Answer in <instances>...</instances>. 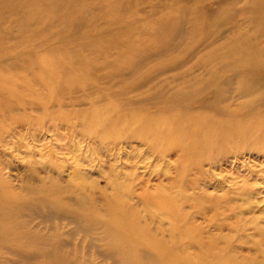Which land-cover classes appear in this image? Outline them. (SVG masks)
<instances>
[{
	"label": "rangeland",
	"instance_id": "rangeland-1",
	"mask_svg": "<svg viewBox=\"0 0 264 264\" xmlns=\"http://www.w3.org/2000/svg\"><path fill=\"white\" fill-rule=\"evenodd\" d=\"M33 1L0 0V264H264L260 107L232 69L182 106L264 0Z\"/></svg>",
	"mask_w": 264,
	"mask_h": 264
},
{
	"label": "bare ground",
	"instance_id": "bare-ground-1",
	"mask_svg": "<svg viewBox=\"0 0 264 264\" xmlns=\"http://www.w3.org/2000/svg\"><path fill=\"white\" fill-rule=\"evenodd\" d=\"M33 3L37 7H39L40 5H44L47 9L50 7L47 0H34ZM263 8H264V1H261V3L258 6H257V4H255L254 7H252V11H251L252 17L250 18L251 24H255V26H256V24L259 22V19L256 17V13L260 12V9L262 10ZM30 15L33 18H38V17L40 18V16H41L37 12H34V11H31ZM220 18H222V16H220V13H219L218 18L216 20L217 23L220 22V20H221ZM263 27H264V24H263ZM79 28H80V26H76L75 30H73V31L76 32L79 30ZM259 29H260V26H259ZM176 34H178L177 37L182 36L181 33H179L178 31ZM254 40H251L250 42L249 41L245 42L243 44V46L241 45V46H239V48H234V47H236L234 45L232 46V48L234 49V53H235V55H237V57L238 56L244 57L243 59L246 61V64H247L246 66H244V64H243L242 65L243 67L240 66V68H239V66H236V64H235V65H233V67L228 68V65H226L224 67L225 70H224V68L220 69V67H215V68H212L214 70L211 71V73L208 74V76H206V77L204 75L203 76L196 75L195 71L191 68L190 72H189L190 73L189 74V80H188L189 82H186L183 85V87L186 91V93H185L186 95L184 98H185V100H187V102H186L187 105L183 104L182 106L188 107V109H192L191 106H189V104L194 102V100H197V101L194 104L195 106H194L193 110L200 109L201 108L200 105L202 103L204 106H207L206 102H204L202 93L207 92L206 94L210 96L213 94V91L214 92L216 91L218 94L217 96L222 94L223 89L231 84V80H228V78L225 77L224 74L228 69H230V70L232 69L235 72L242 74L241 79H240L242 81V84H240L241 88L238 89V93H239L240 97L241 98H247L250 95L253 96L252 103L246 104L245 109H248V107H250L249 109H251L252 108L251 106L260 107L261 111H259V112L262 113L264 116V64L262 63L264 61L263 60L264 59V49H257L256 43L253 42ZM158 50H155V51H158ZM128 55H129V53L127 51L125 53V56H128ZM142 57L146 58L147 56L146 57L142 56ZM218 79H220V83H217ZM193 84L194 85L200 84V86H203L202 84H204V86L195 90V89H192V87L194 86ZM206 86H207V91H205ZM216 87H218L217 88L218 90H215ZM257 93H259V95L255 96V94H257ZM207 104H209V103H207ZM241 110H242L241 107H240V109H236L234 111V114L239 113ZM247 111L251 112V110H247ZM123 225H121V226H123ZM113 235H115L114 232H113ZM115 239H117V237H115ZM126 242H127L126 246L129 249V248H132V246L134 245L133 242H135V240H133L132 238H128L126 240ZM161 250H163V248H161ZM160 253H162V252H160Z\"/></svg>",
	"mask_w": 264,
	"mask_h": 264
}]
</instances>
